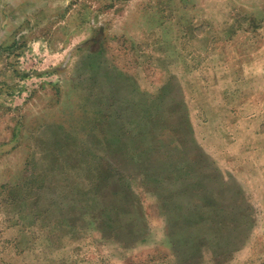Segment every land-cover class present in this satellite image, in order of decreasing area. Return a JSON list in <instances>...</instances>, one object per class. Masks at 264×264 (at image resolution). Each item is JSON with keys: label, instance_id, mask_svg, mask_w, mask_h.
I'll return each instance as SVG.
<instances>
[{"label": "rangeland", "instance_id": "1", "mask_svg": "<svg viewBox=\"0 0 264 264\" xmlns=\"http://www.w3.org/2000/svg\"><path fill=\"white\" fill-rule=\"evenodd\" d=\"M106 76L137 133L144 95L159 97L175 157L182 141L161 136L186 111L192 144L238 190L233 227L174 223L182 180L92 196L98 166L78 149ZM110 214L136 241L103 236ZM0 264H264V0H0Z\"/></svg>", "mask_w": 264, "mask_h": 264}, {"label": "trees", "instance_id": "2", "mask_svg": "<svg viewBox=\"0 0 264 264\" xmlns=\"http://www.w3.org/2000/svg\"><path fill=\"white\" fill-rule=\"evenodd\" d=\"M113 79L114 76H106L102 83L105 89L107 86L110 87L106 90L105 97L101 99L106 100V103L100 101L99 105L103 108L97 109L91 121L94 127L89 134L91 142L78 149V151L81 150V156H88L92 165L98 166V172H90L91 177L88 180L91 185L90 193L93 194L91 195L94 197L96 193L99 197L111 198H117L120 195L130 196L135 192L134 183L156 191L160 182L165 181L164 179L182 180L184 202L177 205L174 211L176 215L181 214L182 219L177 218L174 223L181 221L182 224L179 225L182 228L187 225L193 228H205L208 227L206 226L208 223H211L210 227L214 229L233 227L231 220L238 218L240 209L228 203L226 199L238 190L231 185L230 180L227 181L221 176L217 167L211 163L206 165L208 161L204 159V153L200 152L199 146L192 144L195 138L192 128L186 123V111L181 112V107L172 109L173 112L169 116L172 119L167 122L165 134L161 136L166 139L175 134V139L182 141L181 149H177L181 152L175 157L171 154L173 150L159 143L158 140V128L163 125L159 115L155 114L156 111H163L159 97L144 95L143 101H149L151 104L155 102L151 108L142 104L143 102L137 105L140 111L149 108L139 115L141 117L138 119L139 125H143L145 115L151 118L148 124L137 133V130L132 131L125 127V120L122 121L120 115L110 110L112 105L115 106L118 102L123 105L129 104L128 99L120 95L121 84H117L118 86L112 89ZM117 88L119 92L115 91ZM125 108L132 111L131 104ZM173 120H176L178 125L181 122V127ZM147 128L149 130H146ZM188 182H191L189 190L186 189ZM171 190V183L168 182L167 192L170 194ZM82 191L85 193L84 190ZM105 206L107 205L103 204L101 207ZM163 208L162 210L167 213L171 210L166 203L163 204ZM119 215L117 212L116 216ZM111 220L110 214L107 222L99 223L103 236L108 238L128 236L131 238L130 242L136 241V232L132 229H124L121 224L112 228ZM223 222L226 224L223 225Z\"/></svg>", "mask_w": 264, "mask_h": 264}, {"label": "crops", "instance_id": "3", "mask_svg": "<svg viewBox=\"0 0 264 264\" xmlns=\"http://www.w3.org/2000/svg\"><path fill=\"white\" fill-rule=\"evenodd\" d=\"M105 67V66H104ZM142 88L140 87H138V90L137 91H140ZM143 94V93H142ZM122 98H125V97H122ZM59 225H61L62 227H64V228H66L65 227V225H69L68 227L69 228H73L75 225H79L78 223H72V222H68V221H66V222H61Z\"/></svg>", "mask_w": 264, "mask_h": 264}]
</instances>
